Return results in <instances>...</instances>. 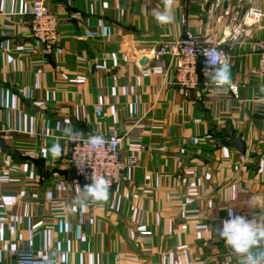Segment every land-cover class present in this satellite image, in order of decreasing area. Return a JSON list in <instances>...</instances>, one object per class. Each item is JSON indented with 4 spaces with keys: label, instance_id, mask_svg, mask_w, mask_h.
I'll use <instances>...</instances> for the list:
<instances>
[{
    "label": "crops",
    "instance_id": "0c3cea01",
    "mask_svg": "<svg viewBox=\"0 0 264 264\" xmlns=\"http://www.w3.org/2000/svg\"><path fill=\"white\" fill-rule=\"evenodd\" d=\"M32 1L0 0V264H242L217 229L229 212L264 223V0H172L163 25V0H47L52 52L30 36ZM188 29L225 50L238 96L207 75L188 92L171 71L141 76ZM68 129L137 156L107 201L71 179Z\"/></svg>",
    "mask_w": 264,
    "mask_h": 264
},
{
    "label": "built area",
    "instance_id": "2783aa9c",
    "mask_svg": "<svg viewBox=\"0 0 264 264\" xmlns=\"http://www.w3.org/2000/svg\"><path fill=\"white\" fill-rule=\"evenodd\" d=\"M260 16V12L251 9L242 16V20L244 24H247L257 21ZM30 18V36L34 43L41 50L52 52L60 41L58 14L51 8L47 0H33ZM209 48L216 49L227 60L228 55L225 50L200 45L194 31L188 29L184 36L178 40L159 45L149 57V62L141 68V76L164 75L171 71L173 83L177 87L185 92L196 89L201 83L202 75H206L204 65L200 67V60L205 63L202 50ZM256 48L257 71L264 78V35L256 42ZM138 81L140 82V80ZM228 89L234 96H238L239 84L237 81L232 82ZM74 132L77 135H70L68 138L69 164L74 169L76 176L85 182V185L92 183L94 175L103 176L108 181L110 189L120 184L129 168H135L138 165L136 155L126 159L122 157L121 137H103L105 143L97 147L89 142L91 135H86L80 130ZM88 204L94 206L96 201L90 199ZM184 248L187 246L180 247V249Z\"/></svg>",
    "mask_w": 264,
    "mask_h": 264
},
{
    "label": "clouds",
    "instance_id": "9594fccd",
    "mask_svg": "<svg viewBox=\"0 0 264 264\" xmlns=\"http://www.w3.org/2000/svg\"><path fill=\"white\" fill-rule=\"evenodd\" d=\"M164 9L153 10L154 19L160 24H169L174 20L172 0H163ZM205 58L204 71L217 90L227 91L231 86V68L226 58L216 49H203ZM70 135H77L72 129L67 130ZM89 142L97 147L105 140L100 135L89 138ZM59 154V147L53 148ZM86 193L94 201L105 202L109 197V183L103 176L92 177V183L85 186ZM253 201L251 202H254ZM250 202V203H251ZM217 234L235 255L242 258V264H264V223L257 218H247L229 212V218L222 222Z\"/></svg>",
    "mask_w": 264,
    "mask_h": 264
},
{
    "label": "water",
    "instance_id": "95a60500",
    "mask_svg": "<svg viewBox=\"0 0 264 264\" xmlns=\"http://www.w3.org/2000/svg\"><path fill=\"white\" fill-rule=\"evenodd\" d=\"M54 1L59 2L60 0H54ZM148 61H149V59L147 57H144L140 61L141 67H144ZM0 145H5L4 141L1 140V138H0ZM229 145L237 148L243 154H245L247 152L246 143L242 139L236 138L234 135L231 136V141H230ZM70 177H71V179H77L81 184L85 185V182L76 176L74 169L71 171Z\"/></svg>",
    "mask_w": 264,
    "mask_h": 264
}]
</instances>
